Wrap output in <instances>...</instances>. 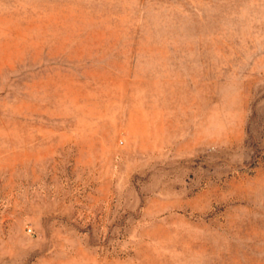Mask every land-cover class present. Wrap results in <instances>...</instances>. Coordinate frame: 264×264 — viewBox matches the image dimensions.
<instances>
[{"label": "rangeland", "instance_id": "obj_1", "mask_svg": "<svg viewBox=\"0 0 264 264\" xmlns=\"http://www.w3.org/2000/svg\"><path fill=\"white\" fill-rule=\"evenodd\" d=\"M0 264H264V0H0Z\"/></svg>", "mask_w": 264, "mask_h": 264}]
</instances>
